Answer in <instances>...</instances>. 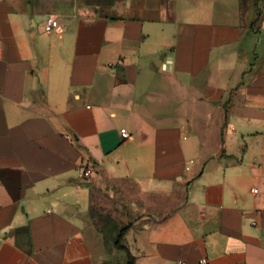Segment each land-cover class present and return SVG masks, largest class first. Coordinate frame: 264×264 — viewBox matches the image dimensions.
Instances as JSON below:
<instances>
[{
	"label": "crops",
	"instance_id": "crops-1",
	"mask_svg": "<svg viewBox=\"0 0 264 264\" xmlns=\"http://www.w3.org/2000/svg\"><path fill=\"white\" fill-rule=\"evenodd\" d=\"M108 216L264 264V0H0V264H110Z\"/></svg>",
	"mask_w": 264,
	"mask_h": 264
},
{
	"label": "rangeland",
	"instance_id": "rangeland-1",
	"mask_svg": "<svg viewBox=\"0 0 264 264\" xmlns=\"http://www.w3.org/2000/svg\"><path fill=\"white\" fill-rule=\"evenodd\" d=\"M102 220H105L107 222V225L105 226L107 229V231L105 232V236L107 237V244L111 245L112 241H115L117 239L116 237L119 230L122 228V224L115 218L110 216H108L107 218L102 217ZM123 241V239H120L119 244H125ZM107 250L110 251V255L114 253V251L116 252V254H114V256L112 255V258H110V264H126V256L124 258V255L122 254L125 253L123 250L118 249L117 247H108Z\"/></svg>",
	"mask_w": 264,
	"mask_h": 264
},
{
	"label": "built area",
	"instance_id": "built-area-1",
	"mask_svg": "<svg viewBox=\"0 0 264 264\" xmlns=\"http://www.w3.org/2000/svg\"><path fill=\"white\" fill-rule=\"evenodd\" d=\"M52 27H53V20L52 18L48 17L45 22H44V32L45 33H50L52 31ZM122 136L123 137H127V133L125 132H122ZM70 136L67 135V138H69ZM93 172V167L91 164H87L83 167L82 169V173H81V176H89L91 175ZM254 192L257 191V189H253ZM207 262V259L206 258H202L200 263L201 264H206ZM181 264H184V263H181Z\"/></svg>",
	"mask_w": 264,
	"mask_h": 264
},
{
	"label": "trees",
	"instance_id": "trees-1",
	"mask_svg": "<svg viewBox=\"0 0 264 264\" xmlns=\"http://www.w3.org/2000/svg\"><path fill=\"white\" fill-rule=\"evenodd\" d=\"M126 230H127V226H125V227L120 229V231L118 232L117 237H116L117 239L115 241V245H116V247L118 249H121V250H123L125 252V254H126V264H134L135 258L130 254L128 248L126 246H124V245H120L119 244V241H120V239H122L124 237V234H125Z\"/></svg>",
	"mask_w": 264,
	"mask_h": 264
}]
</instances>
